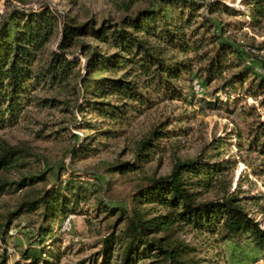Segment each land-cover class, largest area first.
Returning a JSON list of instances; mask_svg holds the SVG:
<instances>
[{"label": "rangeland", "instance_id": "rangeland-1", "mask_svg": "<svg viewBox=\"0 0 264 264\" xmlns=\"http://www.w3.org/2000/svg\"><path fill=\"white\" fill-rule=\"evenodd\" d=\"M128 1L0 0V17L13 10L28 13L42 8L55 15L56 26L39 53L37 63L42 65L57 50L65 23L78 26L91 21L95 27H107L120 23L124 16L161 3V0H133L128 10L119 7ZM192 1L199 7L186 34L195 31V37L202 40L199 50L184 54L165 40H149L163 48L162 56L189 60L188 73L172 80L173 86L154 91L152 86L141 88L142 77H130L140 81V101L122 99L107 86L85 93L79 81L85 73L88 53L81 49L80 41L103 54L113 53L114 49L110 42L82 36L66 51V56L77 62L70 78L59 83L42 80L29 91L30 101L24 104L16 120L0 127V142L22 150L14 165L0 174L11 184L0 194V226L20 202L37 198L57 183L58 177L65 194L69 195L65 189L67 183L88 188L85 200L71 202L66 215L57 212L44 220L39 209L11 218L9 234L5 240L0 239V263L15 264L18 260L27 263L28 260H22L21 252L29 244L36 246L45 230L42 261L100 264L103 237L111 231L110 225L115 223L113 232L122 225L118 208L130 213L135 207L132 195L137 187L149 178L168 175L177 161L191 160L203 165L224 160L226 167L216 175L217 184L200 188V199L235 191L246 212L264 228V155L250 148L253 128L264 120V92L256 98L244 95L252 76L242 89L238 85L224 87L236 73L233 68L211 82L205 81L207 56L217 46V35L243 52L264 59V18L253 24L250 0ZM213 1L229 9L224 10L220 5V9L210 12L207 4ZM246 63L264 75L253 56L248 55ZM121 73L103 75L120 77ZM99 108L110 113L104 114ZM122 164L137 167L121 172L117 168ZM21 179L26 184L22 188L16 185ZM137 208L147 217L163 212L149 204ZM150 236L184 245V257L198 260L199 264H264L263 255L250 254L247 260L216 236L182 224ZM3 252L7 253L5 263ZM119 253V243L114 244L111 264H116ZM160 260L154 253L149 258L138 259L137 264H162Z\"/></svg>", "mask_w": 264, "mask_h": 264}, {"label": "trees", "instance_id": "trees-1", "mask_svg": "<svg viewBox=\"0 0 264 264\" xmlns=\"http://www.w3.org/2000/svg\"><path fill=\"white\" fill-rule=\"evenodd\" d=\"M133 0L122 2L119 7L128 10ZM251 19L253 24L264 18V0H250ZM210 12L222 5L219 1L207 4ZM199 5L192 0H161L152 8L138 10L132 16H124L120 23L109 26L95 27L92 22L78 26L64 24L62 37L57 50L51 52L48 61L38 65L39 53L50 38L56 26V17L47 8L33 12L18 10L6 12L0 17V127L9 121L14 122L23 108L29 102V91L35 89L43 80L63 82L70 78L76 61L68 58L67 49L73 47L82 36H92L102 42H110L114 52L103 54L92 46L80 41L81 49L88 53L85 63V73L80 77V87L86 93L89 90L97 92L106 86L122 99L130 101L142 100L139 82L134 78L142 77L141 88L168 89L172 80L188 73L189 60H175L162 56L163 48L149 42L157 38L168 42L182 53H190L202 47V40L195 37V31L188 35L186 30L192 25L194 11ZM215 26V22H212ZM217 46L208 53L206 82L219 78L223 72L233 68L236 73L224 84V87L238 85L243 88L244 82L252 76L244 95L256 98L264 92V75L255 72L253 66L246 63L248 55L253 56L264 70V59L252 52L237 48L235 44L221 36L216 37ZM195 45V46H194ZM231 57V58H229ZM105 72L113 75L121 73L120 77L104 76ZM130 77H134L132 80ZM100 111L108 114L103 108ZM250 148L264 155V120L258 121L253 128ZM22 150L5 142H0V174L11 168ZM211 162V161H210ZM198 165L197 162L177 161L172 171L158 178H149L137 187L132 195L134 206L130 213L123 207L118 208V217L122 225L114 232L115 223L110 225L111 231L103 237L100 264H111L114 244L119 243V254L116 264H137L138 259L149 258L154 253L162 264H199L198 260L184 257L185 246L176 242L166 243L165 238L150 236L166 230L171 226L186 225L194 230L210 236H216L218 241L228 243L232 250H238L247 260L250 254L264 256V228L252 218L239 202L235 191H228L213 199H200L199 189L217 184L216 175L225 170V161L217 160ZM122 164L117 168L121 172L134 169L137 166ZM205 174L206 177H199ZM21 179L18 187L26 184ZM66 185L68 194L63 192L62 181L46 188L32 201L20 202L16 209L9 212L7 220L0 226V239L5 240L9 234L7 227L11 218H17L24 213H32L41 209L44 220L55 214L66 215L71 202L78 203L87 197V187L82 185ZM11 184L0 177V194ZM154 205L163 209L158 215L147 217L141 205ZM136 205H138L136 207ZM151 209V208H150ZM116 211V213H117ZM47 231L43 230L35 246L29 244L22 252L21 258L15 264H51L42 257V243ZM150 237V238H149ZM7 253L3 252L2 262L5 263ZM232 254V253H231ZM234 255V254H233ZM184 257V258H183ZM236 257V256H235ZM154 262V261H153ZM2 264V263H0Z\"/></svg>", "mask_w": 264, "mask_h": 264}]
</instances>
